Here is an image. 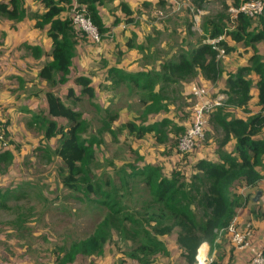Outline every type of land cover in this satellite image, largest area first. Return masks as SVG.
<instances>
[{
  "label": "trees",
  "instance_id": "trees-1",
  "mask_svg": "<svg viewBox=\"0 0 264 264\" xmlns=\"http://www.w3.org/2000/svg\"><path fill=\"white\" fill-rule=\"evenodd\" d=\"M37 1L42 3L46 10L42 14L34 13L30 16L36 19V28L48 27L47 34L52 42V49L47 54L51 60L42 66L39 77L50 87H55L67 81L78 40L90 41V39L74 29L70 17H61L64 12H71L74 0ZM76 1L86 5L88 15L103 37L109 30L99 13V6L103 5V1ZM247 1L251 0H244ZM122 10L126 16H131L133 13L125 4H122ZM27 15L24 0H0V23L4 19L19 22ZM262 15L259 16L260 19ZM253 24L255 22L253 23L251 18L239 15L234 29L227 26L229 23L224 27L218 24L211 26L206 36L208 41L201 43L192 52L180 54L177 60L169 62L167 64L169 74H164L161 82L179 83L180 77L196 76L200 71L199 74L211 83H217L222 77L217 48L221 47L227 54L231 53L234 46L229 45L228 38L234 43L248 45L263 41V32L250 30ZM227 27L225 39L216 43L211 42L223 35ZM127 46L133 47L132 42H128ZM27 48L35 58H40L45 53L40 46H27ZM251 61L250 69L248 66L242 67L234 75L227 77L224 89V93L228 96V107L242 108L249 115L246 119L236 116L231 118L230 110L227 111L228 114L219 115L217 123L223 130L221 139L216 143L217 160L204 158L197 160L189 178L180 169H175L170 176H166L159 166L145 165L142 168L132 166L133 169L129 174L126 170L121 172L119 177L121 188L116 187L109 180H101L96 185L91 183L93 176L91 164L95 159L93 147L99 144L100 140L97 139V135L84 136L87 133L88 123L83 112L69 105L52 90L47 91L48 115L53 119L44 122L43 139L46 141L58 139L53 153L62 160L59 177L63 187L72 191L83 189L87 196L95 195L96 201L109 210L92 237L79 242L73 241L69 247H59L63 251V256L57 257L56 264H70L79 254L85 256L103 254L105 243L114 234H118L124 240L141 238L138 252L142 256L140 257L137 252L129 254L140 264H148L149 261L144 256L156 254L168 256L169 251L160 237L175 234L176 244L181 250L180 256L187 264H196L198 249L203 244L212 246L216 241L217 231L228 230L233 224L238 208L245 204L243 199L237 197V190L242 187H255L262 179L259 168L264 160V61L259 60L255 55L252 56ZM246 70L256 74L258 79L255 84L252 78L244 75ZM122 78L140 89L143 96L146 93V98H139L141 104H144L143 113H158L168 109L166 97L162 93L164 87L155 92V86L151 83L148 74L122 75ZM75 82L82 86L84 96L89 99L94 97V89L89 78L78 76ZM253 87L258 91L256 104L258 109L256 113L251 114L249 102L253 98L251 94ZM73 95V91L70 90L69 97ZM75 99L80 100L78 96H75ZM117 118L116 114H110L107 118L109 120L103 119L105 121L101 132L107 131L115 135L111 125ZM3 120V139L6 145L0 140L1 174L8 171L13 160V154L8 150L13 141L9 137L8 122L4 118ZM164 123L166 121L157 122L153 124L155 126H150L146 130L155 128L158 130V126ZM121 127L135 132L136 129L140 130L145 126L136 128L128 121ZM138 135L140 137L141 133L139 132ZM159 141L164 139L161 138ZM233 141L234 145L227 149ZM137 178H141L142 183L146 184L145 190L148 194L147 200L140 199L144 211L140 216L141 220L136 214L124 213L125 205L122 204L129 196H133V193L129 192L130 179ZM109 186L110 189H107ZM6 202L8 200L0 189L1 209H9ZM25 214L21 212V215H18L23 222L27 220ZM128 221L131 224H128ZM145 222L148 223V227L144 225ZM152 222L155 225H152ZM208 264H223V262L213 259Z\"/></svg>",
  "mask_w": 264,
  "mask_h": 264
},
{
  "label": "crops",
  "instance_id": "crops-1",
  "mask_svg": "<svg viewBox=\"0 0 264 264\" xmlns=\"http://www.w3.org/2000/svg\"><path fill=\"white\" fill-rule=\"evenodd\" d=\"M102 1L103 5L99 6V13L105 27L109 30L105 33L100 44H93L87 39L78 40L67 81L55 87H50L44 79L39 77L42 66L51 60L47 55L52 49V42L47 34L48 27L36 28V19L30 16L34 13L45 12L44 5L37 0H24V7L28 14L25 19L19 22L4 19L0 23V115L8 122L9 137L14 144L8 149L13 154L11 165L6 173H0V189L8 201L13 198L24 199L31 195L42 198L38 205L36 203L29 205V209H27L29 214L24 212L27 220L23 222L18 217L21 215L19 212L14 220H9L8 226H6L9 228L5 232L7 234L3 235L4 230L0 228V264H47L42 261L45 259L42 256L55 258V261L57 257L63 256V251L59 247L66 245V243L59 246L46 245V248L43 246L40 248L35 244V242H40L39 240L43 243L40 235L42 232L45 234L46 228L51 227L53 216H50L49 212L52 207L46 203L47 199L55 203L57 199L62 198L57 196L58 192L54 193V188H49L51 192L46 189L47 187L37 189L35 184L29 181L46 178L45 174H42L43 168L53 164L56 165L52 172L53 176L58 180L60 178L59 167L62 165V160L53 153L58 139L49 141L43 139V124L45 121L53 119L48 115L47 91L52 90L69 105L87 116L83 108L87 99L82 93V86L75 82V78L78 76L89 78L95 94L92 101L93 109L96 112L101 110L100 117L102 115L109 116L112 113L109 106H114L119 101H126L116 111L119 117L111 125V128L113 126L114 129L131 118H129L128 111L130 105L140 103L139 99L132 101L125 98L126 91L131 95L137 88L122 78V75H125L122 72L127 75L146 73L145 71L153 66L159 68L162 63L160 58H156L155 53L160 52L157 51L160 48L155 47L157 40L153 38L159 29L154 19L156 15L154 9L158 0H120L124 1L130 10H136L134 14L127 16V21L125 13L123 14L122 10L116 8L119 5L118 0H113L114 2L112 0ZM137 10L141 12L136 14ZM64 13L68 15L70 11ZM64 13L61 17H68ZM116 18H119L120 22L115 24ZM132 38L134 41L131 40ZM128 42L142 45L144 51L140 52L137 48L128 47ZM160 45L162 46V43ZM27 46H40L45 53L40 58H35ZM225 80L226 78L223 77L220 82L223 86L218 87L222 91L225 89ZM159 89V87H155V92ZM70 90L74 93L71 97H69ZM216 90L217 88L214 91ZM222 94L226 95L224 92ZM251 94L253 95L252 99H255L257 103V89L252 90ZM75 96H78L80 100H76ZM97 113L99 116V111ZM125 116L128 118L124 119ZM247 116L238 115L243 119H246ZM233 145L234 141L227 149ZM202 151L205 154L204 150ZM210 151L211 153H206L210 158L198 157L197 159L217 160L214 149ZM259 171L262 179L255 187H242L237 190V197L243 199L245 204L238 208L232 224L238 232L250 231L251 244L248 248L243 249L231 245L230 250L220 256L223 264H247L257 250L264 248V160ZM169 173L171 174V172ZM169 173L167 176L170 175ZM59 185V189L67 191L66 195H73L72 190L66 189L62 184ZM51 194H54V197L49 198ZM54 203L52 204L54 205ZM6 204L9 205L8 202ZM1 210L3 209L0 208V212ZM22 218L24 219V217ZM172 236L176 243V235ZM49 239L52 241L54 237H49ZM44 240L46 243H50L47 237ZM32 250L38 251L35 257L31 253ZM84 257L87 256L79 254L70 264H84L85 262L87 264L89 260L83 262ZM90 257L93 259L95 257L102 258L101 255H91ZM107 258L108 255H105L103 264H110ZM48 264L50 263L48 262Z\"/></svg>",
  "mask_w": 264,
  "mask_h": 264
},
{
  "label": "rangeland",
  "instance_id": "rangeland-1",
  "mask_svg": "<svg viewBox=\"0 0 264 264\" xmlns=\"http://www.w3.org/2000/svg\"><path fill=\"white\" fill-rule=\"evenodd\" d=\"M119 1L120 0H118L119 5L116 8H119L118 10L121 11L122 4L126 5V3H124V1H120L119 3ZM112 2L114 1L112 0ZM241 2H244V0H158L156 2V8L154 9L156 15L154 19L159 26V31H156L157 34L153 38L157 40L155 47L160 48L157 49V51L160 52L155 53L156 58H160L162 63L159 68L153 66L145 72L150 76L151 83H153L155 87H164L162 93L166 97L168 109L161 110L158 113L145 114L143 113V103L141 104L140 102L136 105H130L128 111L130 115L129 118H131L128 121L133 123L136 128H140L141 125L145 127L131 132L129 128L121 127L122 125L120 124L114 127V129L112 126V130L115 132V135H112L107 131L101 132L104 124L103 122L105 121H102V119L109 120L107 119L108 116L102 115L100 117L101 110H98V116V111L96 112L93 109L94 103L92 101L94 97L89 99L85 96L87 100L83 108L87 114L84 118L88 123V129L84 136L89 137L91 135H97V139L100 140V143L93 147L95 150V159L91 164L93 168V176L92 180H90L91 183L96 185L97 182L101 180H109L116 187L121 188L119 182L121 172L126 170L127 174H129L133 169L132 166L142 168L145 165L159 166L162 169V173L166 176L168 175L167 173H172L173 170L180 169L189 178L193 173V166L198 160L197 158H207L209 157L206 154L207 152L209 154L211 153L210 150H216V143L221 139L223 130L217 123L219 115H222V113L228 114L227 111L229 110L231 112L229 113L231 118L235 116L238 117V115H248L242 108L228 107V96L225 95L222 105L209 115L205 140L202 142L201 146L188 154L179 152L178 139L189 125L193 111L194 97L191 92L192 85L207 87L211 91L213 97L222 94L224 91L218 87L223 86V84L220 83L223 77L227 79L228 76L234 75L235 72L245 66H248L250 69L252 67L251 59L254 55L259 58V60L264 61V40L253 42L248 45L244 43H234L228 38V43L234 46V50L229 54L226 52H219L218 60L222 70V77L215 84L209 82L208 79L199 74L201 73L200 71L197 72L196 76L189 75L183 78L180 77L179 83L161 82L162 76L164 74H169L167 71V64L177 60L180 54L192 52L201 43L208 41L206 36L211 26L218 24L224 27L227 25V23L230 22L231 9ZM135 11L136 10H132L133 14ZM140 12V10H137L136 14ZM65 14L66 13H64V15ZM71 14L72 12L68 15L66 14V16L71 17ZM152 15L154 16L153 13ZM125 19L127 21V16H125ZM115 20L118 21V23L120 22L119 18ZM252 22H255V24L252 25L251 31H261L264 33V12L262 19L257 17L252 19ZM103 37H101L99 43L93 42L92 40H90V42L93 44H100ZM131 40L134 41V38ZM160 43H162V46ZM132 44V48H137L140 52L144 51L142 45H138L135 42ZM250 71L251 70H246L244 75H248L252 78L255 84L258 78L254 72L250 73ZM122 73L127 75V73ZM214 87L217 88L216 91H214ZM254 89L256 88L253 87L252 90ZM142 94L140 89H137L134 90L131 95L130 92L126 91L124 96L126 99H131L133 101L134 99L137 100L142 97L146 98V93L145 96ZM125 102L124 100L119 104L117 103L114 106H109L112 112L111 114H116L119 117L116 111L120 106L124 105ZM256 104L255 99L249 102L251 114H254V112L256 113L258 109ZM159 113L163 114L161 115ZM126 118L128 117L125 116L124 119ZM163 121H166V123L162 126H158V130L156 128L153 130H146L150 126H155L153 124H157V122L163 123ZM139 132L141 133L140 137L138 135ZM161 138H163L164 141H159ZM202 150H204L205 154H203ZM55 168V164L50 166L47 165L43 168L42 173L45 174L46 178L29 180L35 184L37 189H42V187H47V190H49V188H54V193L56 194L58 192L57 196L62 197L60 200L57 199L55 203L47 199L46 203L52 207L49 214L53 217L51 218V227L46 228V235L43 232L40 235L43 243H41V240H39L40 242L38 243L35 242L36 246L38 245L40 248L42 246L46 248V245L59 246L64 243H66L64 246L69 247L74 240L79 242L92 237L99 224L102 223L109 213L106 206L96 201L97 197L95 195L87 196L83 189L72 191L73 195H66L67 191L64 192V190L59 189V184H62L60 178L58 180V178H54L53 176L52 172ZM130 182L131 188L129 192H131V194L133 193V196H129L126 202L122 203L125 205L123 211L126 214H136L139 220H141L140 216L141 214L143 215L144 211L140 199H148V194L145 190L147 187L144 182L142 183L141 178L130 179ZM107 189H110V186ZM52 197H54V194L49 195V198ZM63 197H65V199H63ZM41 201V196L36 195L18 200L15 198L10 199L8 201L9 209H3L0 212V228L4 230L2 234H7L5 232L9 228L6 227L8 226L9 220H14L19 212H28L29 214V210H27L29 209V205L32 203L38 205ZM52 203H54V205ZM31 216H33V213H31ZM129 223L131 224L130 221H128V224ZM144 225L148 227V223L145 222ZM152 225H155V223L152 222ZM148 229L150 230V227ZM248 232L250 233L249 230ZM45 237H47L50 243L45 242ZM49 237H54V239L51 241ZM161 237L160 239L163 238L162 241L167 245V249H169V255L156 254L144 256V258L149 261L148 264H187L185 259L180 256V249L176 246L174 237L172 235ZM140 244V237L137 240H124L120 238L118 234H114L113 237L105 243L104 254H101L102 258L95 257V259H93L87 256L83 258V262L89 260L87 264H103L105 255H108L107 259L110 264H140L129 255L131 252H137L141 257V253L138 252V246ZM231 245L233 246L229 229L218 230L217 238L213 245H202L198 249V254L201 257L205 256L208 262L213 259L221 261V254L230 250L229 248ZM45 250L46 249H44V251ZM37 252V250H32L31 253L35 257ZM42 258H45L42 260L44 263H56V260L54 261L55 258L52 259L49 256H42ZM84 264H86V262Z\"/></svg>",
  "mask_w": 264,
  "mask_h": 264
},
{
  "label": "built area",
  "instance_id": "built-area-1",
  "mask_svg": "<svg viewBox=\"0 0 264 264\" xmlns=\"http://www.w3.org/2000/svg\"><path fill=\"white\" fill-rule=\"evenodd\" d=\"M71 20L74 29L85 34L93 42L99 43L101 41V34L98 27L93 23L87 12L86 5L79 4L74 0L71 9ZM264 12L263 0H251L240 4L238 7L231 9V18L228 27L234 29L239 15L247 16L251 19L261 16ZM228 27L224 30L225 33L218 39L211 42L216 43L221 39L226 38ZM219 52L224 50L217 48ZM191 92L194 97L193 111L191 121L186 127L184 133L178 139V150L182 154H188L199 148L205 140L206 129L208 125L209 115L219 106L222 105L225 95L219 94L212 96L211 91L205 86L192 85ZM4 120L0 115V140L2 144L6 145L3 139ZM231 232V241L236 248H248L251 244V236L249 232H238L233 225L229 227ZM206 257L200 260L197 256L196 264H208ZM247 264H264V250H257L251 257Z\"/></svg>",
  "mask_w": 264,
  "mask_h": 264
},
{
  "label": "bare ground",
  "instance_id": "bare-ground-1",
  "mask_svg": "<svg viewBox=\"0 0 264 264\" xmlns=\"http://www.w3.org/2000/svg\"><path fill=\"white\" fill-rule=\"evenodd\" d=\"M198 258L200 259V260H203L204 259V256H200L199 254H198Z\"/></svg>",
  "mask_w": 264,
  "mask_h": 264
}]
</instances>
